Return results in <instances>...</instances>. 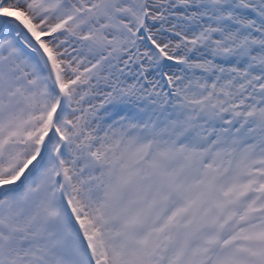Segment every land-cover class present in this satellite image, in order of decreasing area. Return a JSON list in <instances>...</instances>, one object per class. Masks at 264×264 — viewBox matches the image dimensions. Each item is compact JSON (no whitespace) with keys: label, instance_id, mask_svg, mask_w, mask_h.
<instances>
[{"label":"snow or ice","instance_id":"obj_1","mask_svg":"<svg viewBox=\"0 0 264 264\" xmlns=\"http://www.w3.org/2000/svg\"><path fill=\"white\" fill-rule=\"evenodd\" d=\"M0 264H264V0H0Z\"/></svg>","mask_w":264,"mask_h":264}]
</instances>
